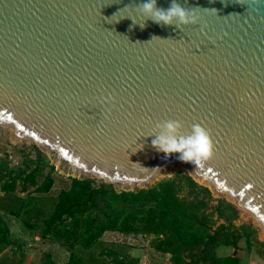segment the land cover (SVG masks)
<instances>
[{
  "label": "water",
  "instance_id": "water-1",
  "mask_svg": "<svg viewBox=\"0 0 264 264\" xmlns=\"http://www.w3.org/2000/svg\"><path fill=\"white\" fill-rule=\"evenodd\" d=\"M140 2L0 0V126L109 183L186 165L264 230V0H187L201 23L182 29L141 28L122 9ZM167 119L210 130L214 157L196 168L154 148Z\"/></svg>",
  "mask_w": 264,
  "mask_h": 264
},
{
  "label": "trees",
  "instance_id": "trees-1",
  "mask_svg": "<svg viewBox=\"0 0 264 264\" xmlns=\"http://www.w3.org/2000/svg\"><path fill=\"white\" fill-rule=\"evenodd\" d=\"M33 148L38 150L34 157L31 149L14 146L23 157L16 167L0 160L4 193L0 195V209L23 217L31 230L41 221L42 237H50L69 251L65 264L103 263L104 256L114 264H138L128 254L126 244L111 243L97 252L107 232L151 237V246L170 255L172 264H241L236 254L241 241L249 250L255 246L264 256V241L258 239L257 228L251 223L235 224L238 208L225 198H215L210 188L187 173L177 172L133 189H118L114 183L98 182L95 178L70 177L67 187L56 196H49L55 178L51 171L43 172L50 163L35 145ZM38 177L43 178L40 184ZM18 185L23 191L29 185L37 186V194L29 199L16 196L15 201H9L8 195ZM0 222L4 224L0 228L1 254L10 238L4 218ZM220 247L235 251L220 255ZM18 262L21 264L22 260ZM45 264H55L51 255H47Z\"/></svg>",
  "mask_w": 264,
  "mask_h": 264
},
{
  "label": "rangeland",
  "instance_id": "rangeland-1",
  "mask_svg": "<svg viewBox=\"0 0 264 264\" xmlns=\"http://www.w3.org/2000/svg\"><path fill=\"white\" fill-rule=\"evenodd\" d=\"M7 141L12 144L14 143V145L19 148L25 147L28 148V150L31 149L32 157H34L38 151L33 148V143L26 140H17L12 136L10 129L0 126V142L3 148L7 147ZM36 148L43 153L46 160L49 161L50 166H54V169L52 170L50 166H46L43 170L45 174L51 171L55 178L54 184L48 194L49 196H56L62 188L67 187L71 182L70 177L95 178L91 175L74 171L71 165L67 162H60L59 158L53 152L39 146H36ZM22 159V155L17 153L16 163H11V167H16L18 164H21ZM177 172L189 174L188 170L183 167L170 166L167 168L166 174L162 178L173 176ZM95 179L98 182L103 181L98 178ZM42 180V177H38L39 184ZM2 183L3 181H0V195H4L1 190ZM115 186L118 189H133L137 187L130 184H115ZM36 187L37 186L29 185L26 190L23 191L22 186L18 185L16 191L13 194L8 195L9 198L11 197L9 201H15V199H17L16 196L29 199L31 196L37 194L34 191ZM213 196L215 198H225L222 195H215L214 192ZM213 203L215 204L216 201ZM234 205L237 207L236 204ZM238 210L239 215L234 223L237 225L242 223L253 224V226L258 230V239L260 241H264V231L256 224L251 214L240 208H238ZM1 218H4V222L8 225L7 232L9 233L10 243L0 254V264H19V260H22L21 264H45L48 254L52 256V260L55 264H65L68 261L69 251L66 248L54 242L50 237H42L41 230L43 227L41 221L37 222L38 227L36 229L31 230L25 225L23 217H18L0 209V219ZM31 222L35 223L36 221L35 219H32ZM0 228H4V224L2 222H0ZM103 242L104 244L98 247L97 252H100L103 247H108L111 243H122L128 246V254L134 257L138 261V264H172V260L169 255L159 253L151 246V237L147 238L141 235L125 236L120 233L107 232L103 237ZM233 251L234 249L232 247H228L227 249L220 250L218 253L220 255H229L233 253ZM236 254L241 258V264H264V256L257 252L255 246L251 247V250H249L245 241L240 242V248L236 250ZM104 258H106V260H104L103 263L97 264H114L109 258H107V256H104Z\"/></svg>",
  "mask_w": 264,
  "mask_h": 264
},
{
  "label": "clouds",
  "instance_id": "clouds-1",
  "mask_svg": "<svg viewBox=\"0 0 264 264\" xmlns=\"http://www.w3.org/2000/svg\"><path fill=\"white\" fill-rule=\"evenodd\" d=\"M186 3L187 0L184 4L179 0H171L169 7L165 9L158 6L157 0H141L140 3H130L122 9H132L133 12L143 17L144 23L139 24L141 28L146 27V21L152 20L161 26L174 25L182 29L186 25L201 23V18L197 14L199 7H186ZM124 18H131L133 26L138 24L131 16ZM155 37L158 36L153 38ZM100 99L103 104L115 105L114 95L102 96ZM183 128V122L177 119H167L156 123V130L149 135L154 137L152 145L158 151L164 152L166 157L179 153L178 159L182 162L193 163L196 168L201 167L215 155V142L212 134L200 123L193 124L191 131L187 134L182 131Z\"/></svg>",
  "mask_w": 264,
  "mask_h": 264
},
{
  "label": "built area",
  "instance_id": "built-area-1",
  "mask_svg": "<svg viewBox=\"0 0 264 264\" xmlns=\"http://www.w3.org/2000/svg\"><path fill=\"white\" fill-rule=\"evenodd\" d=\"M14 143H7V147L3 148L0 142V160H7L10 164L16 163V150L14 149Z\"/></svg>",
  "mask_w": 264,
  "mask_h": 264
},
{
  "label": "bare ground",
  "instance_id": "bare-ground-1",
  "mask_svg": "<svg viewBox=\"0 0 264 264\" xmlns=\"http://www.w3.org/2000/svg\"><path fill=\"white\" fill-rule=\"evenodd\" d=\"M11 134L13 135V132L11 131ZM179 167H183V168H185V169H187L188 170V172H192V170H191V168H189L188 166H186V165H178ZM177 166V167H178ZM264 231V230H263Z\"/></svg>",
  "mask_w": 264,
  "mask_h": 264
},
{
  "label": "crops",
  "instance_id": "crops-1",
  "mask_svg": "<svg viewBox=\"0 0 264 264\" xmlns=\"http://www.w3.org/2000/svg\"><path fill=\"white\" fill-rule=\"evenodd\" d=\"M228 247H220L219 249H218V252L220 251V250H224V249H227ZM235 251V250H234ZM233 251V252H234ZM170 256V255H169Z\"/></svg>",
  "mask_w": 264,
  "mask_h": 264
}]
</instances>
